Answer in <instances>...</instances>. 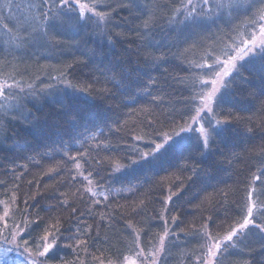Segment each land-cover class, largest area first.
<instances>
[{"label":"trees","instance_id":"obj_1","mask_svg":"<svg viewBox=\"0 0 264 264\" xmlns=\"http://www.w3.org/2000/svg\"><path fill=\"white\" fill-rule=\"evenodd\" d=\"M181 3L104 0L103 23L77 10L41 31L50 4L0 0V23L16 26L0 28V87L20 98L7 115L0 109V217L9 213L0 246L28 254L23 241L34 252L49 231L55 246L37 264H123L125 256L202 264L207 236L223 240L253 206V224L214 264H264L255 227H264V63L233 76L215 105L226 123L207 147L198 124L180 132L199 103L195 82L209 71L196 64L211 63L233 38L251 39L261 22H249L256 8L245 4L193 27L173 18ZM202 116L207 127L211 116ZM165 134L172 139L144 158Z\"/></svg>","mask_w":264,"mask_h":264},{"label":"snow or ice","instance_id":"obj_2","mask_svg":"<svg viewBox=\"0 0 264 264\" xmlns=\"http://www.w3.org/2000/svg\"><path fill=\"white\" fill-rule=\"evenodd\" d=\"M44 5H51L47 12L42 13L43 22H47L46 25H43L41 22V31L44 30V27L55 29L57 26L62 24L63 17L68 16L70 12H76L78 10L79 19H85L86 15L89 19L92 17L96 18L97 23H103L108 16V13L104 11H98V6L104 4V0H90V2H81V0H59V3L56 0H43ZM245 4L248 8H256V19L250 20V23H256L257 21L262 22L259 28V33H253L251 39L245 40L241 39L239 42L233 38V43L224 44L223 48L220 50L219 54H216L212 62L209 63L205 60L203 63L196 64L197 68H206L209 69L205 73V77H200L195 82L196 86L199 87V92L193 95L192 99L194 101H199L198 104L194 105L195 114L191 116L192 124H189L186 128H181L180 132H186L193 130V124H199L200 126L195 129L199 133L198 139L202 140L205 147L208 146V143L211 139L212 132L219 125L226 123V121L216 119L215 105L222 96L223 91L228 88L229 84L232 81L233 76L242 75V70L246 64H252L257 58L264 63V0H244V3H240V0H199L197 4H193V0H187V3H181L180 7L176 8L173 13V18H176V14L183 16V22L190 24L195 27L198 26L204 18L209 15L217 14V16L228 15L231 16L234 14V10L244 7ZM75 5L76 7H73ZM202 6V11L197 13V8ZM191 8V11H184ZM51 13V15L49 14ZM152 23V18L149 17L143 22L144 29H150ZM20 27H23L21 24ZM0 28H3L5 33H11L16 30L15 25H10L8 23H0ZM207 56L212 57L213 53H206ZM10 85H4L0 87V99L3 100V103L0 104V109L3 110V114L7 115L8 110L12 105L9 103L11 100H16L19 102V96H14L11 92L5 93V88H11ZM29 87H31L29 85ZM23 92V89L20 90ZM202 113H207L211 116V119L208 121V126L205 127L201 121L203 120ZM15 119V117H12ZM213 121L215 123L213 124ZM2 122V121H0ZM249 131H252L249 129ZM174 135H179V133H174ZM172 137L168 134H165V143H157L152 149L151 153H145L144 158L147 156L158 153L161 149L165 147V144L168 140H171ZM74 159V158H73ZM79 168L80 165L77 164ZM88 179V177H84ZM91 183V181H89ZM91 192V189H87ZM248 215L244 218L242 224L238 228H233L227 235L224 236L223 240H217L211 235L207 236L209 241L212 243L208 246L207 257L208 259L204 261V264H214V259L220 254L221 249L226 248L228 245L233 243V238L237 234L245 229L247 226L253 224L251 219L253 215V206L248 208ZM9 213L7 210L4 211L3 217L0 219H6ZM176 218L173 217V220ZM255 227L259 228L261 232H264V227L260 224H256ZM23 231V230H22ZM54 237L53 232L46 231L44 236L40 238V243L36 245V249L30 250L28 247L29 241H23V250L32 257L28 264H37L38 257H46L47 254L54 248L55 240L53 239L49 243V239ZM15 235L13 239L15 240ZM164 237H161L163 242ZM42 247V250L40 248ZM124 264H137L135 259H132L128 256L124 257Z\"/></svg>","mask_w":264,"mask_h":264},{"label":"rangeland","instance_id":"obj_3","mask_svg":"<svg viewBox=\"0 0 264 264\" xmlns=\"http://www.w3.org/2000/svg\"><path fill=\"white\" fill-rule=\"evenodd\" d=\"M258 33H259V29H258L256 34H258ZM198 126H200V125L198 124ZM211 243L212 242H209L208 246ZM208 246L205 250L204 259H203L202 264H204V261L208 259V257H207ZM20 250L22 251L21 248L15 246L14 242H10L9 246H0V264H28V261L32 257H30L28 254H25L23 251H22L23 253L20 252ZM158 254H160V249H158L156 251V256ZM137 264H139V263L137 262ZM141 264H146V263H141ZM148 264H156V259L154 260L153 263H148Z\"/></svg>","mask_w":264,"mask_h":264}]
</instances>
